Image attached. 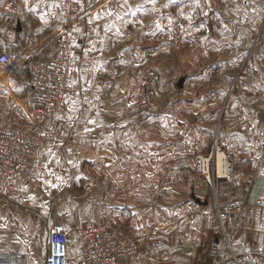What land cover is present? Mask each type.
Masks as SVG:
<instances>
[{
  "label": "crops",
  "instance_id": "crops-1",
  "mask_svg": "<svg viewBox=\"0 0 264 264\" xmlns=\"http://www.w3.org/2000/svg\"><path fill=\"white\" fill-rule=\"evenodd\" d=\"M242 1L87 0L86 17L74 27L84 108L78 112L69 98L50 121L66 138L56 147L42 146L40 185L18 175L15 192L0 188V252L22 253L20 264H49L52 255L55 264H81L80 230L95 220L137 237L138 254L123 264H211L209 244L219 229L216 203L246 190L248 212L234 241L236 257L225 251L220 264H264V44L256 48L254 67L245 69L239 93L225 110L215 107L230 80L225 70L232 67L233 52L247 50ZM62 2L0 0V53H25L30 65L55 56L65 21ZM148 64L157 65L164 83L183 81L193 108L184 110L183 93L177 94L175 109L159 114L158 141L147 124L140 125L143 135L131 140L130 119L115 130L120 140L108 139L107 113L90 107L101 94L97 86L133 85L136 70ZM13 83L18 84L0 81V101L27 94L19 86L9 92ZM217 122L216 141L232 170L230 179L215 176L213 185L197 172L195 156L209 148ZM125 132L130 136L121 137ZM116 148L159 151L155 159L151 153L127 160L97 156L93 173L88 151ZM127 162L128 171L120 176L113 166ZM94 176V188H79ZM126 179L130 188L123 191L115 182ZM89 195L95 199L84 201ZM59 225L64 231L55 230ZM67 230L71 235L65 238Z\"/></svg>",
  "mask_w": 264,
  "mask_h": 264
},
{
  "label": "built area",
  "instance_id": "built-area-1",
  "mask_svg": "<svg viewBox=\"0 0 264 264\" xmlns=\"http://www.w3.org/2000/svg\"><path fill=\"white\" fill-rule=\"evenodd\" d=\"M87 0H63L62 15L65 19L58 34V51L55 56L37 61L30 65L31 75L28 100L29 116L24 126H7L0 118V188L15 192L14 177L22 175L29 182L40 185L38 174L46 155L42 146L48 144L56 147L60 142V133L50 121L68 98L81 91L79 49L74 37V27L87 13ZM29 62L25 53H0V69L2 75L22 68ZM144 79L145 91L141 97V105L147 106L153 95V87L158 76L149 69ZM1 75V74H0ZM264 107V103L262 104ZM226 156V165L221 171L218 168V152ZM195 166L208 182L215 184L214 178L230 179L232 166L227 154L217 144L210 153H198ZM215 212L219 221L218 234L209 244L211 264H220L221 255L228 251L236 257L233 245L237 234L244 226L248 212L247 192L242 190L237 196L225 203H216ZM71 212L65 213V216ZM56 231H64L56 226ZM83 244L81 264H123L126 258H134L139 252L136 236L119 232L109 224L95 220L86 221L81 230ZM71 230L65 231V238ZM249 253H252L250 251ZM25 259L19 252H0L1 264H20ZM54 255L49 256V264H55Z\"/></svg>",
  "mask_w": 264,
  "mask_h": 264
},
{
  "label": "rangeland",
  "instance_id": "rangeland-1",
  "mask_svg": "<svg viewBox=\"0 0 264 264\" xmlns=\"http://www.w3.org/2000/svg\"><path fill=\"white\" fill-rule=\"evenodd\" d=\"M241 4L244 5L243 6L244 9H242L243 13L248 14L245 15L246 20L242 21L244 25L241 27L242 29L246 28L247 33L249 34V42L246 52L243 53L233 52L232 67L231 69L225 70L226 71L225 78L228 79V77H230V80H228V82L226 83V89L224 91V94L222 95V97H218L216 101L215 107L218 108L219 111L225 110L232 96L239 93V88L243 83V79H244L243 75L246 73L245 69L248 68L249 66L254 67L256 61L255 59L256 48L259 45L264 44V0H243ZM252 15H255L256 19L250 21V18L253 17ZM235 43L237 42L233 41V44ZM79 46H80V42L77 43L78 49ZM149 69L154 70L158 78L155 81L153 87L154 91L150 101L148 102L147 106H142L141 97L145 91L144 79L148 77ZM223 71L224 70H221L220 73H223ZM2 73L3 72H1L0 69V74H1L0 81L3 80L8 82L11 79V81H16V83H18L15 85L13 83V85L9 86L8 87L9 92H13L12 90H14V88H17L19 86L21 91L22 89L27 90L26 91L27 94L19 98L13 95V97L10 98V100L0 101V118L7 126H14V127L24 126L27 124L28 116H29L28 100L31 94V90L29 87V80L31 75L30 62H28V64L22 68H16L13 71H10L3 75ZM134 75L136 77V82L133 85L127 83L119 84L114 81L109 84L97 86L99 91L98 94L100 92L101 94L100 95L97 94L98 96H95V99H93L92 102L90 103L91 104L90 107L94 109L102 108L105 110V113H107V115L104 116V120L107 121L104 130L106 132L105 137H107L108 139L112 140V138H114L113 140L115 139L120 140L118 139L119 136L117 132H115V130L118 128V126L125 125V123L130 119L131 124L134 125L133 126L134 128L131 129V140H135L137 136L140 134L143 135L144 130L141 128L140 125L144 126L147 124L153 128L151 139L153 141H158L160 137L158 126L161 123V118L159 115L160 112L166 110V108H170L174 110L176 107L175 97L177 94L179 95V93H183V95H181L183 96V100H182L183 102H180V105H184L182 108H184V110H186V108H190V109L193 108L192 107L194 105V102L192 100L193 94L190 89H184L186 86L184 85L183 81L178 83L171 82L170 84L164 83L165 81H163L160 69L157 67L156 64H148L146 66H143L137 69ZM166 92H168V94H166ZM83 94L84 92L80 91L78 94L70 97L71 101H73L74 103L73 108H75L78 112L84 108ZM263 103L264 102H262L261 105ZM65 104L66 103H64L63 106ZM201 107L206 108V105L202 104ZM60 108H62V106ZM128 110L134 111V115L131 118L127 117L124 113ZM215 128H216V132L212 135L209 148L200 153L208 154L212 151L213 146L216 144V138L220 129V123L217 122ZM59 133H60V141H61V137L63 138L64 141V138H66V136L63 135V133L61 136L60 130ZM127 136H130V133L125 132L121 137H127ZM158 151L159 149L157 148H152L147 151L143 148L142 149L116 148V149H104V150L92 149L88 151L86 156H87V161H89V168L93 173H95L96 172L95 161H92V159H95L97 156L108 157V158L114 156L120 159L123 158L128 159L131 158V156H136V154L143 155L145 153L146 154L151 153L150 155L152 156L153 159H155V157L158 156L157 155ZM107 167L109 169V172L113 171L112 166L107 165ZM113 167H115V171L118 172L120 176H125L124 174H126V172L128 171L129 164L127 162L125 164H121L119 166L115 165ZM128 182L129 181L127 179L119 180L118 182L116 181L115 184L117 183L118 186L123 191L125 189L127 191L130 188L128 186ZM97 184L98 182H96L94 176L92 182H90V180L89 181L84 180V182L81 181L79 183V188L82 190L86 188H94ZM214 190H216V188H214ZM82 198L84 199V201H86L88 198H89L88 200L95 199V197H93L92 195L84 196ZM120 232L124 234H131L130 229L129 230L126 229Z\"/></svg>",
  "mask_w": 264,
  "mask_h": 264
},
{
  "label": "bare ground",
  "instance_id": "bare-ground-1",
  "mask_svg": "<svg viewBox=\"0 0 264 264\" xmlns=\"http://www.w3.org/2000/svg\"><path fill=\"white\" fill-rule=\"evenodd\" d=\"M217 158H218V168L221 171L223 166L226 165V163H227L226 156L221 150H219Z\"/></svg>",
  "mask_w": 264,
  "mask_h": 264
}]
</instances>
